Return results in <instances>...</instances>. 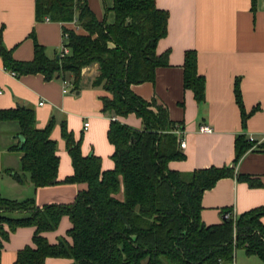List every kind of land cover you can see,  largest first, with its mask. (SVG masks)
Here are the masks:
<instances>
[{
	"label": "trees",
	"instance_id": "obj_1",
	"mask_svg": "<svg viewBox=\"0 0 264 264\" xmlns=\"http://www.w3.org/2000/svg\"><path fill=\"white\" fill-rule=\"evenodd\" d=\"M104 18L97 21L85 0H34V21H74L82 33L62 29L68 55L48 59L32 33L33 58L12 59L0 39V60L4 70L15 76L39 74L45 81L70 78L77 90L81 70L96 66L90 87L96 92L99 111L109 119L106 138L113 147V168L100 170L99 159L82 156L75 141L62 126L61 138L69 156L72 174L62 183H83L67 205L38 208L33 199L21 202L0 198V252L8 235L18 227H32V246L16 254L13 264H43L47 258L65 259L69 264H224L231 263L235 250L257 257L264 264V226L256 208L220 224L205 226L199 219L200 198L218 179L233 176L232 168L193 170L188 173L167 168L184 156L174 131L180 126L168 120L155 100L134 95L131 85L153 81L154 69L166 66L167 54L155 55V46L166 33L167 13L154 0H112ZM1 34V30H0ZM182 87L197 105L204 101V80L196 72L194 51L182 61ZM237 104L242 109L239 95ZM132 114L141 122L136 130L115 120ZM242 114V118H243ZM0 122H14L22 142L10 149L19 154L18 171L5 170L21 184L28 175L34 187L56 185L55 142L49 138L52 122L35 127L32 109L0 110ZM252 147L243 137L235 139L233 163ZM258 148L264 151V143ZM236 179L252 185L246 176ZM121 194V199L117 198ZM61 217L69 228L65 237L50 245L43 233L56 229ZM4 226L6 229H4Z\"/></svg>",
	"mask_w": 264,
	"mask_h": 264
},
{
	"label": "crops",
	"instance_id": "obj_2",
	"mask_svg": "<svg viewBox=\"0 0 264 264\" xmlns=\"http://www.w3.org/2000/svg\"><path fill=\"white\" fill-rule=\"evenodd\" d=\"M85 1L97 21H111L104 11L112 0ZM154 5L167 13L165 36L157 41L154 50L157 56L167 54V64L154 69L151 83L131 85L130 90L146 102L154 99L165 109L168 120L180 126L185 146L179 150L184 158L169 162L167 168L181 173L210 167L232 168L233 176L218 179L201 194L199 219L205 226L220 224L223 211L239 216L264 208V151L258 147L250 149L233 163L237 137L251 136L258 141L264 135V0H154ZM62 29L82 33L74 22L36 23L34 0H0L1 44L15 61L32 60L30 33L48 59L56 58L63 44ZM186 51H194L197 75L204 80V101L200 105L182 87L181 66ZM96 74L94 65L82 69L77 90L70 87L62 93L61 79L45 81L39 74L15 76L3 69L0 60V110L32 109L37 129L52 122L49 138L55 142L58 182L34 188L27 174L22 175L23 182L19 184L5 173H19L20 156L10 149L19 143L18 128L14 122H0V198L17 202L32 198L40 208L70 204L78 192L85 190L83 183H62L72 174L61 138L62 126L75 141H80L82 156L97 157L101 171L113 168V147L106 138L110 119L100 113L96 92L90 87ZM115 120L136 130L142 127L132 114ZM85 123L87 127L83 128ZM201 125L208 126L210 133H200ZM236 175L248 177L252 185L237 180ZM117 198L121 199L120 193ZM259 222L264 226V216ZM69 226L68 219L61 217L56 229L42 236L48 244H56L65 237ZM33 230L18 227L8 235L0 252V264H13L19 250L32 246ZM239 251L247 257L243 250ZM69 263L55 258L43 262ZM238 263L250 264L235 252L232 262L224 264Z\"/></svg>",
	"mask_w": 264,
	"mask_h": 264
},
{
	"label": "built area",
	"instance_id": "obj_3",
	"mask_svg": "<svg viewBox=\"0 0 264 264\" xmlns=\"http://www.w3.org/2000/svg\"><path fill=\"white\" fill-rule=\"evenodd\" d=\"M44 21H48V20L45 18ZM72 22H74V21H72ZM62 36H63V42H64V40H66V38H67V35L65 33H63ZM57 55H58V57H63V56L68 55V49L62 44V46H61V48H60V50H59ZM61 86H62V93H67L68 88L71 87L69 81L66 80V79H61ZM39 105H41V104H39ZM86 127H87V124L86 123L83 124V128H86ZM198 131L200 133H210L211 130H210V128L208 126L201 125V126H199ZM174 134L177 137L178 149H180V150L183 149L185 144H184L183 139L180 137L181 136V131L177 128L174 131ZM247 140H248V142L252 143L251 149H254V148H257L260 144L264 143V135L258 141L255 140L251 136H248ZM222 217H223V219L231 218L232 220H234L235 215L232 212H228V213L223 214Z\"/></svg>",
	"mask_w": 264,
	"mask_h": 264
},
{
	"label": "rangeland",
	"instance_id": "obj_4",
	"mask_svg": "<svg viewBox=\"0 0 264 264\" xmlns=\"http://www.w3.org/2000/svg\"><path fill=\"white\" fill-rule=\"evenodd\" d=\"M236 256H238L240 254V256H242V260H244L245 262H248L250 264H261L259 262L258 259H256L255 257L252 256H247L245 257L244 255H242V253L237 249L235 250ZM239 264V263H238Z\"/></svg>",
	"mask_w": 264,
	"mask_h": 264
},
{
	"label": "water",
	"instance_id": "obj_5",
	"mask_svg": "<svg viewBox=\"0 0 264 264\" xmlns=\"http://www.w3.org/2000/svg\"><path fill=\"white\" fill-rule=\"evenodd\" d=\"M17 139L19 140V142H22V137L21 136H17Z\"/></svg>",
	"mask_w": 264,
	"mask_h": 264
}]
</instances>
